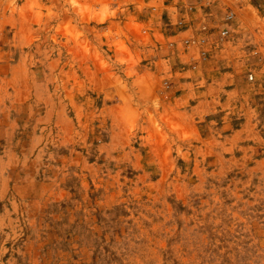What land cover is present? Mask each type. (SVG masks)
Wrapping results in <instances>:
<instances>
[{"label": "rangeland", "instance_id": "rangeland-1", "mask_svg": "<svg viewBox=\"0 0 264 264\" xmlns=\"http://www.w3.org/2000/svg\"><path fill=\"white\" fill-rule=\"evenodd\" d=\"M91 1L0 0V264H264V0L161 53Z\"/></svg>", "mask_w": 264, "mask_h": 264}, {"label": "crops", "instance_id": "crops-1", "mask_svg": "<svg viewBox=\"0 0 264 264\" xmlns=\"http://www.w3.org/2000/svg\"><path fill=\"white\" fill-rule=\"evenodd\" d=\"M223 2L224 0H92L90 6L95 19L99 11L106 10L107 17L102 27L104 32L116 34L114 36L125 43L127 50L132 48L129 39L134 36L135 27H138L141 29L139 50L161 53L166 47L163 45L165 42L195 33L198 21L213 22L217 8ZM245 2L247 1H241ZM17 15L15 13L16 18ZM11 34L13 49L21 50L29 42L27 34L18 37L15 29Z\"/></svg>", "mask_w": 264, "mask_h": 264}, {"label": "built area", "instance_id": "built-area-1", "mask_svg": "<svg viewBox=\"0 0 264 264\" xmlns=\"http://www.w3.org/2000/svg\"><path fill=\"white\" fill-rule=\"evenodd\" d=\"M232 11H227L224 14V20L228 21L232 18ZM207 29L208 27L205 24H201L196 28V31L194 34L188 36L183 40V44L186 47H193V46H200L203 45L206 42L207 39ZM227 35V29L226 28H220L217 32V38L221 39ZM165 83V82H164Z\"/></svg>", "mask_w": 264, "mask_h": 264}]
</instances>
